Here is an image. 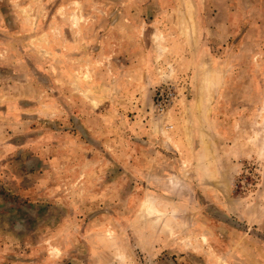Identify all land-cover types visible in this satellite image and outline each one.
<instances>
[{"label":"rangeland","instance_id":"1","mask_svg":"<svg viewBox=\"0 0 264 264\" xmlns=\"http://www.w3.org/2000/svg\"><path fill=\"white\" fill-rule=\"evenodd\" d=\"M0 264H264V0H0Z\"/></svg>","mask_w":264,"mask_h":264},{"label":"built area","instance_id":"2","mask_svg":"<svg viewBox=\"0 0 264 264\" xmlns=\"http://www.w3.org/2000/svg\"><path fill=\"white\" fill-rule=\"evenodd\" d=\"M177 97L176 89L173 86L160 89L156 94L155 111L157 114L164 115L169 112L175 104ZM172 128V125H167Z\"/></svg>","mask_w":264,"mask_h":264}]
</instances>
